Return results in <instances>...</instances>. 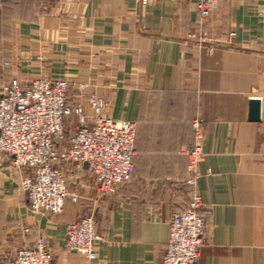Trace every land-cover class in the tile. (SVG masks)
Listing matches in <instances>:
<instances>
[{
	"label": "crops",
	"instance_id": "0c3cea01",
	"mask_svg": "<svg viewBox=\"0 0 264 264\" xmlns=\"http://www.w3.org/2000/svg\"><path fill=\"white\" fill-rule=\"evenodd\" d=\"M261 7L264 0H222L200 25L193 0H0V74L87 81L105 115L135 123L136 150L130 180L109 196L97 195L85 167L69 177L76 197L58 214H33L24 171L0 162V256L42 235L52 264H161L170 214L195 191L207 229L193 264H264ZM251 99L258 120L248 118ZM195 118L204 156L189 186L180 150L194 146ZM87 214L100 236L94 260L64 246L66 224Z\"/></svg>",
	"mask_w": 264,
	"mask_h": 264
},
{
	"label": "built area",
	"instance_id": "2783aa9c",
	"mask_svg": "<svg viewBox=\"0 0 264 264\" xmlns=\"http://www.w3.org/2000/svg\"><path fill=\"white\" fill-rule=\"evenodd\" d=\"M193 1L197 23L202 25L222 0ZM257 15L264 17V7L257 9ZM88 86L87 81L71 86L65 80L43 76L30 82L0 78V162H10L24 171L20 189L33 214L60 213L65 199L76 197L67 189V181L83 167L99 197L113 194L131 178L135 123L105 115L103 98L87 91ZM69 120H74V127L68 128ZM202 125L201 118L192 121L194 146L180 150L188 158L189 176L184 182L189 186H194L197 165L204 156ZM203 208L201 197L194 191L185 206L171 212L161 264L196 261L207 229L205 217L199 212ZM99 239L93 214L65 226V248L90 260L97 258L94 246ZM0 264H52L46 238L39 235L32 245L18 246L12 256L1 257Z\"/></svg>",
	"mask_w": 264,
	"mask_h": 264
},
{
	"label": "water",
	"instance_id": "95a60500",
	"mask_svg": "<svg viewBox=\"0 0 264 264\" xmlns=\"http://www.w3.org/2000/svg\"><path fill=\"white\" fill-rule=\"evenodd\" d=\"M249 120H258L260 114V102L257 99H251L248 103Z\"/></svg>",
	"mask_w": 264,
	"mask_h": 264
},
{
	"label": "rangeland",
	"instance_id": "374dc122",
	"mask_svg": "<svg viewBox=\"0 0 264 264\" xmlns=\"http://www.w3.org/2000/svg\"><path fill=\"white\" fill-rule=\"evenodd\" d=\"M2 37H3V35L0 34V42H1V38H2ZM0 45H1V44H0ZM5 50H6V49H2V46H0V70H1V72H3L4 68H6V66H5V65L3 66V64L1 63L3 60L6 59ZM0 76L5 77L3 74H0ZM7 253H8V252H3V254L0 256V258L3 257V256H6Z\"/></svg>",
	"mask_w": 264,
	"mask_h": 264
}]
</instances>
